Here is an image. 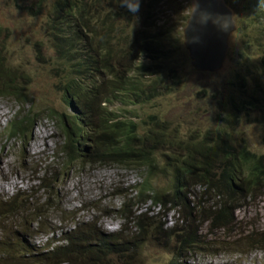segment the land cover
I'll return each instance as SVG.
<instances>
[{
	"label": "trees",
	"instance_id": "obj_1",
	"mask_svg": "<svg viewBox=\"0 0 264 264\" xmlns=\"http://www.w3.org/2000/svg\"><path fill=\"white\" fill-rule=\"evenodd\" d=\"M44 1L33 9L41 13ZM226 2L237 14L238 29L245 31V48L256 46L264 71V6L258 0ZM157 7V0H141L139 12L133 15L119 0H54L49 5L46 26L63 72L60 91L68 105L80 107L75 117L46 109L63 138L60 155L66 164L135 169L141 181L132 185L133 193L125 194L122 208L116 211L132 225L130 229L126 222L119 231L104 233L94 223H76L63 231V242L50 246L48 253L40 254L28 242L21 244L16 250L33 264H142L140 256L150 238L159 242L172 235L178 240L168 264H191L185 252H204L201 247L217 231L235 235L231 230L235 212L247 200L264 197V153L252 151L235 129L244 119L264 127V85L254 79L252 68H247L248 74L261 86L249 89L247 78L240 77L243 88L239 86L238 96L230 93L216 129L192 133L187 140L156 114L141 129L140 122L124 115L127 110L114 111L115 103L140 107L173 91L170 79L175 88L182 85L170 64L186 50L183 28L189 15L161 24L152 18ZM18 77L0 50V96L13 97L20 104L31 102ZM35 118L30 111L18 114L9 124V138L26 137ZM166 175L169 181L162 186L159 181ZM197 188L210 195L206 211L193 191ZM17 198L14 195L5 204L15 205ZM149 202L176 212L175 224L170 228L157 224L143 208ZM5 204L0 205L4 211ZM248 238L245 246L264 248V232ZM5 248L0 243V249Z\"/></svg>",
	"mask_w": 264,
	"mask_h": 264
},
{
	"label": "rangeland",
	"instance_id": "obj_2",
	"mask_svg": "<svg viewBox=\"0 0 264 264\" xmlns=\"http://www.w3.org/2000/svg\"><path fill=\"white\" fill-rule=\"evenodd\" d=\"M53 1L45 0L39 13L40 9H33L39 0H0V50L6 56V62L15 67L19 75L18 84L21 90L28 92L31 101L20 104L13 97L0 96V185L8 187L11 182L18 183V187L0 191V205L18 195L17 204H5V211L0 208V243L6 244L3 251L0 249V264H33L30 257L21 256L16 250L21 244L28 242L40 254L48 253L50 246L63 242V231L79 222L94 223L104 233L119 231L126 222L129 229L132 227L116 211L122 208L125 194L133 193L132 185L140 180V172L120 166L77 161L66 164L65 158L60 155L63 138L56 121L50 119L46 109L59 112H69L70 109L60 91L63 72L56 64L46 26L48 8ZM157 4L152 18L161 24L182 20L183 15H189L191 10V0H157ZM28 5L31 10L26 8ZM249 30L252 29L249 27ZM244 34L245 31L237 29L231 35L230 53L220 71H197L191 64L188 51L182 50L170 64L176 67L181 86L175 88L170 79L173 91L162 93L140 107H123L115 103L112 106L114 111L123 113L121 109L127 110L124 115L140 122L141 129L143 122L156 114L185 140L192 133L204 134L216 129L217 120L227 109L230 93L238 96L239 86L243 88L240 77L247 78L249 89L254 85L261 86L253 83L247 68H252L250 73L254 79L261 80L264 85V71L258 64L257 48H245L247 41ZM29 111L36 116L31 132L26 137L17 135L9 138V124L18 114L25 116ZM235 129L237 136L244 137L252 151L264 153L262 125L244 119ZM44 132L52 135L46 141L50 148L30 155L31 146L38 148L39 135ZM5 150L6 153L9 151L8 159ZM168 181L166 175L159 184L165 186ZM193 191L200 198V208L206 211L211 202L210 195L204 194L202 188ZM143 208L154 216L157 224L168 228L175 224L177 214L174 211L160 210L151 202ZM235 221L231 229L236 231L235 235L228 236L217 231L201 247L204 252H185L188 262L264 264V248L244 245L250 234L264 232V197L247 200L235 212ZM202 229L204 233L207 225ZM177 240L173 235L161 237L159 242L150 238L140 256L142 264H168ZM33 256L35 258L36 254Z\"/></svg>",
	"mask_w": 264,
	"mask_h": 264
},
{
	"label": "water",
	"instance_id": "obj_3",
	"mask_svg": "<svg viewBox=\"0 0 264 264\" xmlns=\"http://www.w3.org/2000/svg\"><path fill=\"white\" fill-rule=\"evenodd\" d=\"M237 29L235 10L226 0H191L183 39L193 68L220 71L230 53V37ZM192 37L199 41L193 42Z\"/></svg>",
	"mask_w": 264,
	"mask_h": 264
},
{
	"label": "clouds",
	"instance_id": "obj_4",
	"mask_svg": "<svg viewBox=\"0 0 264 264\" xmlns=\"http://www.w3.org/2000/svg\"><path fill=\"white\" fill-rule=\"evenodd\" d=\"M140 2H141V0H119V5L121 7L126 8L129 13H132L133 15H135L140 10ZM258 5L259 6H264V0H258ZM235 16H236V13H235ZM236 21H237V19H236ZM192 40H193V42H198L199 41V37H192ZM79 108L80 107H77V105H75V106L68 105V109H70V111L69 112L61 111V113L64 112L67 115H71V116H74L75 117L76 114L79 111ZM57 127H58V124H57ZM140 181H141V179L138 182H140ZM136 184L137 183H135L134 186ZM174 213H175V215L177 214L176 212H174ZM177 217H178V214H177Z\"/></svg>",
	"mask_w": 264,
	"mask_h": 264
},
{
	"label": "bare ground",
	"instance_id": "obj_5",
	"mask_svg": "<svg viewBox=\"0 0 264 264\" xmlns=\"http://www.w3.org/2000/svg\"><path fill=\"white\" fill-rule=\"evenodd\" d=\"M51 134H49V133H47V132H44V133H42V134H40L39 135V139H40V145L38 146V148L37 149H34L32 146H31V150L29 151V154L30 155H33V154H35L36 155V153H38V152H40L41 150H46V148H50V145H48V143H46V141L48 140V139H50L51 138ZM6 148V147H5ZM5 157L8 159V153H9V151H8V153H6V150H5ZM11 155V154H10ZM0 157H1V153H0ZM9 162H10V160H9ZM9 187H18V183H16V182H11V184H10V186H2V185H0V191L1 192H6V191H8L9 190Z\"/></svg>",
	"mask_w": 264,
	"mask_h": 264
}]
</instances>
